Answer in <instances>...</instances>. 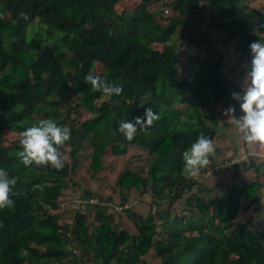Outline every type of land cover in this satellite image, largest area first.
<instances>
[{"label":"trees","instance_id":"trees-1","mask_svg":"<svg viewBox=\"0 0 264 264\" xmlns=\"http://www.w3.org/2000/svg\"><path fill=\"white\" fill-rule=\"evenodd\" d=\"M123 1L0 0V264H147L151 250L161 264H264V231L231 230L260 203L263 184L212 195L185 174L192 162L206 171L214 107L231 92L225 60L205 49L183 70L174 47L177 31L201 30L210 11L213 28L249 60L244 71L264 74V11L248 0H176L177 15L164 17L151 9L167 6L160 0L119 12ZM12 132L19 141L6 146ZM129 144L145 161L130 160L110 196L94 192L93 223L77 211L62 225L56 211L71 179L90 159L98 179L108 147L125 155ZM145 195L147 214L132 208ZM117 208L136 231L115 222L108 210Z\"/></svg>","mask_w":264,"mask_h":264},{"label":"rangeland","instance_id":"rangeland-1","mask_svg":"<svg viewBox=\"0 0 264 264\" xmlns=\"http://www.w3.org/2000/svg\"><path fill=\"white\" fill-rule=\"evenodd\" d=\"M160 1L167 5L166 8H163L162 4H157L151 8L153 11H164V17L177 15L173 7L170 6L176 0ZM247 2L250 7L264 11V0H248ZM140 3V0H125L118 5L117 10L119 12L133 11ZM158 16L160 17V15ZM213 20V14L207 11V20L201 30L190 33L188 26H182L177 31L174 43L182 60L181 68L183 70L186 59L190 55L204 56L205 49L221 54L225 60L222 70L231 86V92L226 99L214 107L217 117V127L215 128L217 137L209 149L210 157L204 167L205 173L198 174V171L194 169L199 166V163L192 162V167L188 168L185 174L192 175L202 187L212 190V195H219L220 186L232 183L239 186L256 180L262 183L260 203L252 204L248 209L241 211L231 230H234L239 223H249L252 230L264 231V74L244 71L249 60L239 58L238 51L234 49L235 42H229L224 33L216 31L211 25ZM176 108L184 112L186 105L179 103ZM81 113L83 117H87L85 109H82ZM187 121L190 123L191 120L187 119ZM208 123L213 126L210 120ZM5 137L4 144L6 146H12L20 138L19 134L13 132L6 134ZM129 141H132V138H129ZM111 147L112 145L108 147V153L102 158L104 167L96 175L98 179L95 178L96 168L92 164L93 160L90 159L77 176L71 179L73 182H70L64 189L60 208L56 211L62 218L60 221L62 225L71 223L77 211L86 212L90 216V222L93 223L97 209L94 207L88 209L87 205L98 204L99 200L94 196V192L103 194L105 197L110 196L112 185L132 167L133 163L130 160L142 157L141 161H145L147 158V153L133 144H129L125 155H114ZM127 161L129 162L127 163ZM76 183L79 184V187L73 186ZM85 189H87L86 192ZM150 198L149 195H145L143 198L133 201L132 208L139 213L147 214L149 203L152 201ZM80 205L84 208L86 205V209ZM101 205L106 207L107 204L101 203ZM166 206L167 204L161 209L165 210ZM156 207L152 204L153 212L158 211ZM184 207V201H181L179 205L170 210L171 216L174 217L183 212ZM108 213L112 214L115 222H119L127 231H136L133 223L124 212H121L120 208H117L116 211L109 209ZM159 225H161L160 222ZM144 259L147 264H161L160 258L152 250Z\"/></svg>","mask_w":264,"mask_h":264}]
</instances>
